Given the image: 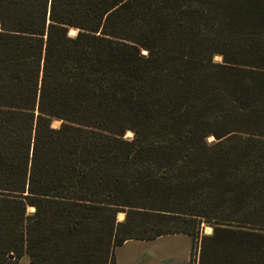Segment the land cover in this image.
Returning a JSON list of instances; mask_svg holds the SVG:
<instances>
[{
  "label": "trees",
  "instance_id": "obj_1",
  "mask_svg": "<svg viewBox=\"0 0 264 264\" xmlns=\"http://www.w3.org/2000/svg\"><path fill=\"white\" fill-rule=\"evenodd\" d=\"M202 222L198 264H264V0H0V263Z\"/></svg>",
  "mask_w": 264,
  "mask_h": 264
},
{
  "label": "rangeland",
  "instance_id": "obj_2",
  "mask_svg": "<svg viewBox=\"0 0 264 264\" xmlns=\"http://www.w3.org/2000/svg\"><path fill=\"white\" fill-rule=\"evenodd\" d=\"M68 33L73 35L76 29L69 28ZM213 60L219 61L220 56L214 55ZM59 123L60 120H52L54 127ZM130 135V131L125 132V136ZM212 139L213 136L207 138L208 141ZM27 210L32 211L33 206H28ZM116 217L118 220L123 219L124 212L118 211ZM211 230V226L202 222L201 231L196 237L172 233L151 240L128 239L115 248L116 264H198L201 235ZM16 264H30L29 255L24 253Z\"/></svg>",
  "mask_w": 264,
  "mask_h": 264
},
{
  "label": "bare ground",
  "instance_id": "obj_3",
  "mask_svg": "<svg viewBox=\"0 0 264 264\" xmlns=\"http://www.w3.org/2000/svg\"><path fill=\"white\" fill-rule=\"evenodd\" d=\"M30 208L32 207V206H29Z\"/></svg>",
  "mask_w": 264,
  "mask_h": 264
}]
</instances>
